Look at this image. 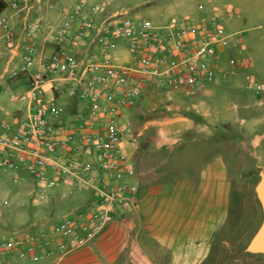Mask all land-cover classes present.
Listing matches in <instances>:
<instances>
[{
    "label": "rangeland",
    "instance_id": "374dc122",
    "mask_svg": "<svg viewBox=\"0 0 264 264\" xmlns=\"http://www.w3.org/2000/svg\"><path fill=\"white\" fill-rule=\"evenodd\" d=\"M6 1L8 6L0 14L7 17L14 39L11 43L0 40V85L11 88L25 81L24 75L14 78L3 73L10 49L18 44L17 50L22 52L25 21L34 16L43 22L52 21L46 17L47 12L53 11L59 18V9L76 0ZM14 1L18 3L16 8L11 6ZM90 1L104 2L107 13L126 11L131 18H147L155 24L172 20L185 22L184 13H170L174 0ZM191 2H197L201 11L214 16L225 31H234L240 42L218 59V68L222 71H216L213 81L202 83L204 91L195 89L205 101L207 116L199 117L209 126L204 130V138L192 139L184 145V122L173 120L184 112V106L176 102L181 95L163 84L150 88L145 96L142 90L137 103L125 110L121 122L127 125L130 138H135L133 144L137 146L138 156L133 161L125 155L135 169L139 188L184 179V191L171 201L154 202L147 212L133 205L121 210L111 224L119 227L120 233L111 235L112 242L93 248L97 264H166L171 261L174 264H264L263 253L246 250L262 220L254 187L258 171L264 170V154L260 151L264 149V89L261 91L263 105L257 106L258 111L253 115L257 128L249 135V140H245V130L236 123L239 121L236 115L238 94L234 89L233 73L228 68L230 59H248L250 64L245 69L264 86V0ZM219 12L226 14V18L219 16ZM116 45L114 52L118 58L114 61L131 63L125 40H116ZM240 45L243 50L238 53ZM21 60L20 55L15 56L9 63L10 71L17 70ZM25 88L22 83L21 90ZM51 94H55L66 116L80 111L81 105L75 95L59 90ZM214 111L219 117L234 114L236 122L225 123L216 130L228 137H217L210 127L211 119L216 116ZM259 135L258 148L253 143ZM217 158L222 165H211ZM28 183L21 177L19 185H14L10 174L0 170V209L8 215L12 236H22L30 223L36 230L41 228L37 234L30 235L32 237L61 236L55 228L57 222L66 214L87 212L92 202L90 188L68 193L64 186L51 189L47 200L37 202L34 200L35 187H26ZM153 209H158L155 215ZM78 254L73 257H79ZM70 257L66 256L64 261Z\"/></svg>",
    "mask_w": 264,
    "mask_h": 264
},
{
    "label": "built area",
    "instance_id": "2783aa9c",
    "mask_svg": "<svg viewBox=\"0 0 264 264\" xmlns=\"http://www.w3.org/2000/svg\"><path fill=\"white\" fill-rule=\"evenodd\" d=\"M17 5L14 1L11 6ZM105 5L76 0L59 9L57 21L27 19L22 52L18 44L12 47L3 69L9 77L22 73L26 88L0 85L5 106L20 105L18 113L4 112L0 99V170L10 174L11 183L19 185L25 177L28 186L35 187L37 202L47 200L57 186H64L68 193L93 191L94 202L87 212L66 214L57 222L56 231L65 238L58 244L60 256L89 244L119 209L134 203L138 185L130 180L136 173L121 149L129 131L121 122L125 110L137 103L147 85L190 92L213 81L221 52L240 42L214 16L196 23L155 24L147 18H131L126 11L107 13ZM219 16L226 14L219 12ZM39 32L44 42L53 44L50 54L36 48L34 37ZM13 39L7 17L0 14V40L11 43ZM120 39L125 40L131 63L114 61L117 57L111 52ZM18 55L22 62L10 71L9 63ZM247 64L248 59H230L228 67L234 71ZM246 86L256 93L264 89L250 76ZM48 90L75 95L80 111L66 116L55 94L47 96ZM23 243L22 258L29 253L37 261L52 253L50 248L37 253L38 241L32 236H2L0 262L4 253ZM42 243L48 246L50 239L44 237Z\"/></svg>",
    "mask_w": 264,
    "mask_h": 264
},
{
    "label": "crops",
    "instance_id": "0c3cea01",
    "mask_svg": "<svg viewBox=\"0 0 264 264\" xmlns=\"http://www.w3.org/2000/svg\"><path fill=\"white\" fill-rule=\"evenodd\" d=\"M196 3L197 2H191V0H174L172 6L170 8V13H172L173 15H178V14L184 13V21H185L184 23H196L199 20L205 18L206 16H210L209 14H207L206 11H201V6L200 5L196 6ZM115 11H117V10H114V11L112 10L111 12H115ZM2 12H0V13H2ZM46 17L51 19L52 21L58 20V17L53 13V11L47 12ZM223 18H226V16H224ZM186 19H189V20H186ZM230 32H234V31H230ZM34 39H35L36 48L38 50L43 49L46 54H50L52 52L54 46L49 41L44 42L45 37H44L43 32L37 33L35 35ZM237 46H238V44H236V45L234 44V45H230V46L224 48V50L221 52V56L224 53H226L227 51H229V50H231ZM116 47H117V45H116ZM239 47L240 48L237 49L238 53L241 52V50H243V47L241 45ZM114 50H116V49H114ZM114 50L111 53L118 58V56L116 55V52H114ZM8 61H9V59H8ZM21 62H22V60H21ZM249 64H250V61H249ZM245 66L244 67H238L234 71H231L229 69L233 73V80H234L233 82H234V87H235L234 89L238 94V96H237L238 111H237L236 115H238L239 121L236 122L234 114H229L228 116L219 117L218 112L214 111V113H213L216 116L213 117V119H211L210 127H212V129H214L215 135L219 138L222 137V135L224 137H228L224 134L221 135V133H218L216 131L217 129L222 128L223 124L228 123V122L239 123L241 128H243L245 130V140H249V135L253 131H255V129L257 128V122H255V120H253V115H255L258 111V110H256V107L257 106L261 107L263 105V95H262V92L256 93L254 90H252L251 88H248L246 86V77L247 76H250L253 81H256V80H254L253 75L250 74L247 69H245ZM217 71L221 72L222 70H220V68H218ZM223 75H225L224 72H223ZM22 83L26 85V81H24ZM22 83L18 82L16 84L12 85L11 89L21 90ZM205 84H207V83H205ZM154 86H161V85L160 84L147 85L143 89V90H145V94H143V95L145 96L146 91H149L150 88H153ZM203 86L204 85H202V83H201V85H199V87H197V88L200 89L201 91H204ZM249 89L251 91H248ZM200 90H199V93H200ZM175 92H179L181 95V97L176 99V102H179L181 105L184 106V112L180 113L178 115V117L174 118L173 120L174 121L175 120H182L184 122V145L189 143L190 141H192V139L204 138V136L206 135V132H204V130H206L205 128L209 127L205 122H203L201 119H199L200 116L202 117V119H204L205 116H207L206 115L207 112L204 111L205 110L204 99L199 98V96H198L199 94H198L197 90H193L190 92H186V91H175ZM51 93H52V91L48 90L47 96L51 97L52 96ZM0 99L2 101L1 108L4 112L5 111L9 112V110H10L12 113H14V112L18 113L16 108H18L20 105H12V106L10 105V107L7 108L4 104L5 103V97L1 96ZM141 102H143V99L140 101V103ZM78 104L81 105V103L79 101H78ZM172 105H175V104H172ZM208 119H210V118H208ZM139 134L140 133H138L137 137H139ZM130 137L131 136H129L128 134H127V136L125 135V137H123V140L121 143V149L127 155V157H131L132 160L135 161L136 157L138 156V155H136L137 150L135 149L137 146H134V144H133L135 138H133V137L130 138ZM260 138H261L260 135L257 136V139L254 141L253 146H257L259 148ZM250 141H253V140L251 139ZM260 151L262 154H264V149L260 150ZM211 165H222V163H221V160L217 158L211 163ZM93 174H96V176L101 175V173H93ZM130 181H132V182L137 181L136 175ZM26 187H28V185ZM183 191H184V179H182L179 182L175 181L174 183L166 184V185H162V184L161 185H151L148 187L142 186L141 188H139V186H138V191L135 195L133 207H137L141 211L147 212V211H149L151 206H153L154 202H156V201H163V202L164 201H171L172 199L177 198V195L182 194ZM93 202H94V194H93V198H92V202H91L90 206L93 204ZM90 206H89V208H90ZM124 209H126V208H124ZM124 209H119L115 216H117L120 213V211L124 210ZM157 211H158V209H153L152 214L154 213L153 215H155L157 213ZM7 216L8 215H6V213L3 212L2 209H0V237L12 236L10 233L11 232L10 222L7 220ZM114 220H115V217H114ZM114 220L95 238V240L93 239L87 246H85L81 249H78V250L68 252V253L63 255L64 257L60 256L59 249H58L59 241L65 239L63 236H58V235L56 236L55 235V236L51 237L50 238V244L48 246H46L42 243V239H40L39 237L36 238L33 236V238L38 241V243L35 247V251L37 253H45V250H47L48 248H50L52 250V253L48 254V255L43 254V257H41L37 261H33L30 258L29 253H26L25 257L22 258L19 255V251H25L26 245L23 243L17 249H15L13 251H9L7 253H4L1 257L0 264H97L96 261L93 259V255H92L93 248L97 247L101 243L112 242L113 239H112L111 235L115 234V233H120L119 227H115V226L111 225L114 222ZM27 229L28 230L26 232H24V234H23L24 236L35 235L41 230V228H38V230H36V228L33 227V223H30L29 225H27ZM172 230L173 229H171L170 232H172ZM122 244H123V242H122ZM76 253H79L78 254L79 257H73ZM66 256H71V257L69 260L64 261V258H66ZM26 257H27V259H25ZM63 261L65 263H62ZM166 264H174V263H172V261H171V263H166Z\"/></svg>",
    "mask_w": 264,
    "mask_h": 264
},
{
    "label": "water",
    "instance_id": "95a60500",
    "mask_svg": "<svg viewBox=\"0 0 264 264\" xmlns=\"http://www.w3.org/2000/svg\"><path fill=\"white\" fill-rule=\"evenodd\" d=\"M204 55L201 56V59H204ZM86 151L90 150L89 146L85 147ZM255 195L258 199L262 210V220L257 228L254 235L249 240L246 245V250L248 252L263 253L264 254V170L260 169L258 171V180L254 187Z\"/></svg>",
    "mask_w": 264,
    "mask_h": 264
},
{
    "label": "trees",
    "instance_id": "16d2710c",
    "mask_svg": "<svg viewBox=\"0 0 264 264\" xmlns=\"http://www.w3.org/2000/svg\"><path fill=\"white\" fill-rule=\"evenodd\" d=\"M8 4L6 0H0V12L7 8ZM22 73H17L14 78H20Z\"/></svg>",
    "mask_w": 264,
    "mask_h": 264
}]
</instances>
